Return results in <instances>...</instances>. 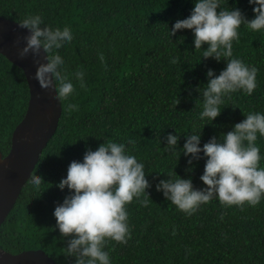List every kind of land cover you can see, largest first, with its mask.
Here are the masks:
<instances>
[{
  "label": "trees",
  "instance_id": "1",
  "mask_svg": "<svg viewBox=\"0 0 264 264\" xmlns=\"http://www.w3.org/2000/svg\"><path fill=\"white\" fill-rule=\"evenodd\" d=\"M193 6V0H0V15L11 20L38 13L42 27H70L73 40L59 55L70 76L78 67L84 70L86 84L81 88L73 80L74 94L60 98L57 128L0 225V248L11 253L42 249L55 264H72L75 257L62 252L69 237L61 236L53 215L69 189H60L57 182L70 161L82 160L86 148L95 150L111 139L125 142L144 162L151 185L147 206L135 197L126 205L127 242L109 240L105 246L112 264H264V198L254 206L226 207L214 197L187 214L156 189L170 171L191 176L194 187H204L199 177L206 158L193 160L188 172V157L183 151L177 155L191 126L206 122L198 118L203 97L196 86L206 83L207 68L218 74L226 61L201 57L203 49H194L191 29L170 36L174 21L188 16ZM221 6L239 7L249 19L255 15L248 0H223ZM238 32L233 55L258 67L257 87L250 95L238 90L224 98L220 114L203 125L201 145L230 130L244 112H264V30L241 25ZM28 98L22 69L0 54L2 156L10 149ZM70 103L77 107L69 109ZM176 131L177 152L165 151L167 133ZM128 138L135 145H128ZM256 143L264 153V137L258 135ZM34 174L43 177L41 193L30 183Z\"/></svg>",
  "mask_w": 264,
  "mask_h": 264
},
{
  "label": "clouds",
  "instance_id": "2",
  "mask_svg": "<svg viewBox=\"0 0 264 264\" xmlns=\"http://www.w3.org/2000/svg\"><path fill=\"white\" fill-rule=\"evenodd\" d=\"M193 2L190 14L168 27L170 36L177 30L191 29L194 49H203L201 57L226 61L218 74L207 68L206 83L203 87L196 86L203 97L198 118L206 121L204 125L220 114L226 96L238 90L250 95L257 87L258 67L234 56L233 42L239 40L241 25L253 31L264 30V0H248L255 13L251 19L239 7H222L223 0ZM17 23L28 29L18 55L31 54L37 67L33 78L42 90H54L58 98L67 99L75 92L73 80L81 88L86 86L84 70L78 67L70 76L65 60L59 55V50L73 40L70 27H42L44 20L38 13L29 14ZM205 43L207 47H202ZM42 54L44 63L40 61ZM67 107L75 109L77 105L70 103ZM244 114V119L235 122L230 130L219 137L211 136L202 145L203 125L197 128L194 123L191 132L186 133L177 159L183 151L188 157L186 171L191 172L193 160L206 158L199 177L204 187H194L191 176H180L174 171L156 183V189L178 209L191 214L214 197L226 207H243L245 202L254 206L264 198V164L261 163L264 153L256 143L258 135L264 137V112ZM165 140V151L177 152L179 133L168 132ZM135 143L134 139H127L128 145ZM43 182V177L36 174L30 179L33 189L40 193L45 189L41 190ZM150 186L144 162L128 150L125 142L104 140L95 150L86 148L82 160L70 161L66 175L57 182V187H67L69 192L56 204L53 215L61 236L69 237L62 252L75 257L72 264H112L105 246L109 240L127 242L131 232L126 205L135 197L139 204L147 206L150 201L146 189Z\"/></svg>",
  "mask_w": 264,
  "mask_h": 264
},
{
  "label": "water",
  "instance_id": "3",
  "mask_svg": "<svg viewBox=\"0 0 264 264\" xmlns=\"http://www.w3.org/2000/svg\"><path fill=\"white\" fill-rule=\"evenodd\" d=\"M28 29L0 15V54L20 67L26 78L29 98L24 116L12 131L10 149L0 152V225L13 207L22 186L30 177L39 155L54 134L62 112L55 91L42 90L33 78L37 67L31 54L20 57ZM45 56L40 61L44 63ZM0 264H55L42 249L11 253L0 248Z\"/></svg>",
  "mask_w": 264,
  "mask_h": 264
}]
</instances>
